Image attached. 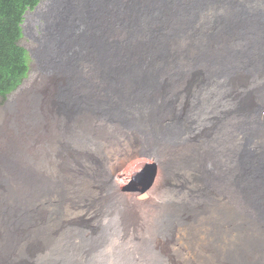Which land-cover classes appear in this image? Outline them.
<instances>
[{"label": "bare ground", "instance_id": "obj_1", "mask_svg": "<svg viewBox=\"0 0 264 264\" xmlns=\"http://www.w3.org/2000/svg\"><path fill=\"white\" fill-rule=\"evenodd\" d=\"M37 9L39 12H36V18L39 24L42 23L39 18L45 20L40 28L41 34L36 37V41L40 43L37 54L42 60L44 74H52L50 96L59 91V84L67 78L66 83H73L70 85L73 87L58 94L68 104H75L76 107L65 111L53 106L52 109H43L39 106L41 97L38 96L36 106L23 112L19 120L10 121L9 124L15 131L21 130L24 137V147H17L21 153L18 156L24 161V168L19 172L23 181L20 180L23 197L29 199L35 190L34 208H42L41 205L44 206L49 199L58 196L57 191L61 192L66 189L64 187H70L78 195L86 188V199L88 196L97 199L104 197L109 201L107 208L91 202L85 204L89 208L82 207L93 224L88 225L89 228L83 227L81 243L69 250L70 257L62 264H115L113 260H117V264H133L131 253L125 251L122 241L132 246L131 240L144 233L147 235L150 230L155 231V237L152 234L155 247L163 252V263L160 264H179L178 261L167 258L176 257L171 253L169 245L175 232V245L180 247L176 252L179 255L185 252L195 259V264H229V259L240 251L245 250L241 259H247L249 250L252 249H241L242 245H252L260 249L256 242L261 241L260 246L263 248V233L258 237L259 231L249 226L240 228L239 223L226 218L228 212L239 207L234 208L232 202L239 201L244 204L243 210H246L245 205L249 203L257 214L261 211L258 217L259 226L264 224V146L251 144L255 152L247 159L242 158V162H235L234 165L238 168L237 181H245L242 182L241 189H238L239 192L231 190L230 187L235 183L231 173L227 172L228 162L223 153L229 151L234 157H237L236 153L239 155V148L243 143L239 142L241 137L236 132H228L221 125L213 126L212 130L218 131L205 141V145L197 141V148H201L199 152H203L204 156L201 167L204 170L203 176L206 177L205 183L214 187L215 195H220L216 200H194L201 203L206 210L198 219L201 220H197L199 230L189 227L184 217L181 221L179 214L178 219L168 221L170 215L177 214L180 197L177 192L185 186L178 188L182 184V175L171 177L169 185L160 184L161 177H158L151 184H140L139 188L131 171L125 174L124 178L128 179L126 186H120L119 182L123 178L120 173L113 176L112 185L110 176L120 172L126 162L135 158L136 147L142 153L144 140L149 143L146 144L148 152L144 155L145 158L157 163L162 174L170 171L172 167L170 174L174 170L182 171V167H188V164L186 166L182 162L185 153L181 148L190 143L192 134L204 136L202 130L217 120L208 114V107L223 108L229 115L227 125L230 128L237 125L239 117L237 114L230 115L228 105L231 104L227 102L230 98L225 97L232 89L228 86L224 90L223 83L236 71L242 70L243 75L250 76L249 79L245 78L249 85L241 88L249 92L255 87H261V97L264 100V0H40L33 10L26 12L24 22L29 16L28 13ZM59 20H64V23L59 24ZM105 20H112L114 24L108 31L100 26ZM206 27L212 29L213 33L205 34L203 30ZM88 29L94 33L89 41ZM187 36L191 37L192 45L195 46L192 51L182 46V40L186 41ZM86 42L95 48H92V52L95 50L97 55H106L107 58L91 55V59L78 60V70L73 77L70 74L74 73H69L66 66L58 68L59 62L56 60H61L62 63L75 59L78 49H81L82 44H87ZM180 58L182 59L179 63ZM191 70H198L202 75L199 85L193 89L191 103L185 108L189 109L186 110L187 118L180 126H152L153 116L160 118L162 107L168 109L165 99L171 96L169 91L158 93V97L154 99L150 95L154 96L158 87L162 89L174 80H181ZM56 76L60 78L58 84L54 82ZM133 102L134 105H130ZM127 103H130L129 108H135L130 110L135 117L130 135L115 123L129 109ZM263 110L264 102H259L256 109L245 113L243 120L246 126H241V130L259 127ZM88 114L93 118V126L100 133V137H91L82 128V118ZM112 122L115 124L109 127ZM134 132L138 137L135 140L131 137ZM2 134L7 139L1 140L2 143L5 142L3 147L12 154L11 142L14 139L6 133ZM209 144L219 147L216 149ZM27 147L31 148L29 153ZM234 147H237L236 152ZM99 152H103L104 165L100 172V176L104 177L103 187H99L95 171L93 182L87 180L89 176H82L86 173L80 168L81 159L87 160L92 153ZM48 165L51 176L44 171ZM13 167L11 157L0 156V177ZM190 171L191 168H188L185 172L187 184H190ZM76 180L80 183L74 186L72 182ZM45 185L47 189L49 186V193L44 194L45 196L37 195L36 191ZM136 188L139 190L138 196L141 195L143 199H138L133 192H125ZM258 189H261V201L256 198ZM0 192L3 193H0V227L3 228L4 237L0 241V264L19 262L21 258L18 253L25 256L30 254L29 258L26 256L30 261L36 249L34 241L37 238L34 236L45 239L42 234H38L42 225H27L24 229L33 236H28L27 233L28 237L20 238L24 233L14 222L16 214L20 212L13 213L16 210L10 205L4 208L8 193L3 190L2 185ZM64 194L69 193L65 191ZM188 197L190 195L186 194V200L193 201ZM148 198L151 199L145 203L139 202ZM143 207L153 208L152 215L143 219L134 229L135 224L141 221L137 212ZM23 208L31 209L32 203ZM129 209L133 211L127 212ZM73 216L68 215V220H62V217L48 231L52 230L55 234L57 224L68 226L73 222ZM149 222H152V229L147 228ZM181 223L182 227L176 228ZM87 233L91 236L88 241H84ZM94 233L98 239L95 245L91 243ZM248 236L251 238L244 239ZM231 237L236 239L232 244ZM228 246L232 248L226 249ZM256 252L258 263L264 264V256L258 250Z\"/></svg>", "mask_w": 264, "mask_h": 264}, {"label": "rangeland", "instance_id": "obj_2", "mask_svg": "<svg viewBox=\"0 0 264 264\" xmlns=\"http://www.w3.org/2000/svg\"><path fill=\"white\" fill-rule=\"evenodd\" d=\"M44 7H45V4L42 5V8H44ZM36 12H39V10L37 9L34 12L28 13L29 16L27 15L28 16L27 20L24 22L25 34L21 39V44L23 46H25L29 51L31 50L30 52H31V56H32V58H31V60H32L31 65L32 66H31L30 72H29L28 76L25 78L22 85L15 92L11 93L7 98H3L2 96H0V137H1L0 138V156L1 157H11L13 159V164H14L13 169L7 171L3 177H0V185H2L3 190H5L8 193V201H7L4 208H6L8 205H10L11 208L16 210L13 213L18 212V211L20 212L19 214H16L17 216H15V221H14L17 226H20L18 229L22 230L23 231L22 233L25 234V235L23 234L22 236H20V238L33 236L31 233H29L28 231H26L24 229L27 225L30 227L42 225L40 232H38V234H40V235L42 234L41 236L45 237V239H44L41 237H37L38 235L34 236V238H37V239L34 241L35 245H36V249L34 251L35 252L34 256H32L33 258H31L30 261H28L30 254L26 255L28 257L27 258L25 255L18 253L21 260L15 264H58L59 262H61V264H62L64 262L68 261V258L70 257L68 255L69 250L71 248H73L74 246H78V244L81 243L80 237L83 233V231H82L83 227L89 228V226L91 224H93V222L90 221V217L88 216L86 211H84L82 209V207L83 208H89L85 204L88 205L91 202L92 204L96 203V204H98L104 208H107L109 201L107 198H104V197L97 199V198H89V196H88L86 199V188L82 189V191L78 195L72 189H70V187H68V188L64 187L66 189L65 190L62 189L61 192L57 191L56 193L58 194V196L49 199L50 200V201L48 200L49 203L46 202L44 204V206L41 205L42 208L40 206L38 208H34L35 190L33 191V194L29 199H25V197H23L22 186H21V182H20V180L22 181V179L20 177L19 172H20V169L24 168L23 167L24 161L18 156L21 153L19 152L17 147H24V137H23L21 130L15 131V129L9 124L10 121H12L14 119L19 120V118L26 112V110L30 109L33 106H36V98L38 96L41 97V101L39 103V106L42 107L43 109H45V108L52 109V106H53L55 109H60L61 111H65L69 108H75L76 107L75 104H68L58 94L61 91H66L67 89H71L73 87V86H70V85H73V83H68V84L66 83L67 78L64 79L65 83L62 82L61 83L62 85L59 84V86H58L59 91H55V93L52 94V96H50L49 92H52L51 87L53 85L52 84L53 79L51 78L52 74H44L45 71L42 69V60L40 59V56L37 54V49L40 47V43H38L36 41V37L38 38L39 35L41 34L40 28L42 25L45 24L44 23L45 20H42L39 18V21L42 22L40 25L38 22V19L36 18L37 17ZM58 23L63 24L64 20H59ZM112 25H114L112 20H105L102 22V24L100 26H103L104 31H106V30L108 31L109 27H111ZM88 30L89 31H87L88 32L87 34L89 35V39H88V41H89L90 39H92V36H94V33L92 32L91 29H88ZM203 32L207 35L210 34V32L213 33L212 29L207 28V27L203 30ZM42 36H43V34H42ZM186 39H187L186 41L182 40V46L184 47V49L192 51L193 47H195V46L192 45L193 42L191 41V37L187 36ZM242 40L243 39H241V41ZM92 48L93 47L89 43L82 44L81 49H78L79 51L77 50L78 52L75 54V57L77 59L76 58L71 59L69 61H65L62 63H61V60L60 61L56 60L59 62L57 64L59 67L58 66H56V67L62 68V67L66 66V68H68V70H69V73H74V74H70L73 77L76 74L75 71L77 72V70H78V63H79L78 60L91 59L92 58L91 55H93L94 57L104 56V58H107L106 55H102V56L97 55L95 53V50H94V52H92ZM93 49H95V48H93ZM180 56H182V52L180 53ZM73 57H74V54H73ZM181 59L182 58L179 59V63L181 62ZM75 60L78 62H75ZM104 63H105V61H104ZM109 69H113V68H109ZM243 72L244 71H242V70L236 71L235 74L230 76L231 78L229 77L230 79L228 78L227 80H225L223 82L225 85L224 90L229 88V87L232 89V92L230 91V93L226 94L225 97H227L228 99L229 98L232 99V100L229 99L227 101V102H230V104H231V105H228V108L231 112L230 115L237 114V116L239 117V121H238L237 125L234 128H230L227 125L229 115L223 111V108L214 109L215 106L208 107L207 108L208 114L213 115L214 119H217V120L214 121L213 123L209 124L207 127H205L202 130V133L204 134V136H198L197 133L192 134L190 136V143H187L186 147L181 148L182 152L185 153V155L182 159V162H185L184 165L187 166V164H188L190 167L189 166L188 167H182V171L177 169V171L174 170L173 173L170 174V172L173 168L172 167L170 171H165V173L162 174V172L159 170V166L157 165V163H155L154 161H153L154 163L150 162V160L145 158L144 155L148 152V147L146 144H149V143L145 142V140H144V142L142 143V153H141V150L137 149V147H136L137 150L134 149L135 158L126 162L123 165L120 172L115 173V174L110 176L111 185L113 184L112 183L113 176L120 173L121 177H123L121 179V182H119L120 186H126L125 183H127L128 179L124 178V177H126L125 174H127L130 171L133 172V175H135L134 177H136L134 182L136 184H139V185H137V188L141 187L140 184H144V183L151 184L153 181L158 179V177H161L160 184L165 183V184L169 185L170 181H172V178H176L177 175H182V184H180L178 186V188H181L182 185H185V186L183 187V189H181L180 192L176 191L180 195L179 201L177 202V210H176L177 214L174 213V215H170V217H168V221L170 222L171 220L178 219L177 216L179 214L181 217V218L179 217L181 219V221H182V218L184 217L186 222L189 223V227L199 230V224H198L199 222L198 221H200L201 219L200 220H198V219L201 217L202 213L205 212L206 210L202 206L201 203L195 202L194 200H197V199H204L206 201L207 200H216L217 197H220V195L219 196L215 195L213 192L214 187L212 185H208L207 183H205L206 177L203 176L204 170H203V167H201V163L203 164L202 160L204 159V156H203V152H199V151H201V148H197V145H198L197 141H200L201 144L205 145V143H206L205 141H208L209 138L216 131H218V130H212L213 126L220 127V125L222 127L226 128L228 132H231V133L236 132V134L241 137L239 142L243 143V146H241L239 148V155L236 153L237 157H234V155L231 154L229 151H226L223 153L224 158L228 162L227 172L231 173L232 180L235 183V185H232V187H230V188H231V190H236L237 192H239L238 189H241V184L245 180L240 179L237 181L238 168L235 167V165H234L235 162H238L240 160L242 162V158L247 159V157H249L250 154L255 152V149L253 150V148L251 147V144L258 143L259 145L264 146V110L262 111L263 114L261 115V121H260L261 125L259 127H248V129L246 131H242L240 128L241 126H246L244 123L245 120H243V115H245V113H248L251 109H256L257 104L259 102H264V100L261 97V92H262L261 87H259V86L255 87L254 88L255 90L251 89L249 92H247V90H244L241 88L243 85H245V86L249 85L248 81L245 78H248V79L250 78V76H247L246 74L243 75ZM201 75L202 74L199 73L198 70H191L189 73H187V75L182 76L181 80H179V81L174 80L172 83L165 85L162 89H161V87H158L156 89L157 92L155 93V95L154 96L150 95V98L154 99L155 97H158L159 94H162L164 91H169V94L171 96L169 99H167V98L165 99V103H166L168 109L165 108L164 106L162 107V110L160 111V118L153 116L152 126L155 125L158 127H164L168 124H172L173 126H180V123L181 122L183 123V121L188 116L186 110H189V109L185 110V108L187 107L188 104L191 103L190 102L191 98L194 96V90L193 89H195L197 84L199 85L198 81H201V78H200ZM240 75H242L243 77ZM59 81H60V78L58 76H56V79L54 82L58 84ZM184 82H186L185 85H184ZM225 97H224V99H225ZM101 99L103 101V98H101ZM129 104L130 103H127V107L129 106ZM130 105H134V102H133V104L131 103ZM160 105H161V103H160ZM132 109H135V108H129L128 110L126 109L125 110L126 112L124 113V115H122V117H119L117 119V122H115L120 127L122 126L121 129L124 130L125 133H129V135L131 134L130 130H131V128L133 126V122L135 120L133 113H131ZM85 114H87V113H85ZM85 114H83V116ZM92 119L93 118L89 114H88V116L83 117L82 118V121H83L82 122V128L84 130H87L88 134L91 137H94V138L100 137V133L93 126L94 122ZM86 123H88V126H85ZM115 123L112 122L109 127L113 126ZM89 126L92 128L89 129ZM109 130H111V129L109 128ZM2 133H6L10 138L14 139V142H11L12 154L8 153L3 147V144L5 142L2 143L1 140L6 139V137ZM122 134H124V133H122ZM15 137H18V138H15ZM131 137L134 140L136 138H138L137 135L135 134V132L132 133ZM212 145L215 146L216 149H218V147H219L218 145H215V144H212ZM212 145L209 144L210 147ZM236 149H237V147H234L235 152H236ZM30 150H31V148H28L27 153H29ZM102 155H103V152L92 153L91 156L87 160H85V159L80 160V168H83L82 170L85 171V173H86L85 175L82 174V176L87 175V176H89L87 180L94 182L93 179H94V171H95V174L98 176L97 179H98L99 187H103L102 180L104 179V177L100 176V172H101L103 165H104ZM141 156H143V157H141ZM141 158H143V159H141ZM146 160H148V161H146ZM89 167L93 168V169H89ZM188 168H191L190 172H192L190 174L191 175V178L189 180L190 184H187L186 180H185V178H186L185 172ZM192 168H194L195 170L193 171ZM38 171H40V170H38ZM44 171H46L50 176L52 175L49 165L46 168H44ZM180 172H182V174H180ZM178 180H179V178H178ZM78 183H80V181L76 180V181L72 182V184L74 186H76ZM237 185H238V187H237ZM137 188L135 190H132V191L128 190L125 192H127V193L133 192V193H135V195H137L138 199L139 198L143 199L141 195L138 196L139 194H137V193L139 192V190H137ZM65 191L68 192L69 194L68 195L64 194ZM0 193L3 194L2 192H0ZM48 193H49V186L47 189V185L41 187L40 189H38L36 191V194L39 196H45L44 194H48ZM59 194H61V195H59ZM186 194L190 195V197H188V198L193 199V201L186 200V198H185ZM260 195H261V189H258V193H257L256 198L259 201H261ZM5 197L7 198L6 194H5ZM58 198H60L61 200ZM182 198H184V201L182 200ZM54 199H55V201H54ZM65 199H67V200H65ZM150 199L151 198L144 199L142 201L139 200V202L145 203L146 201H149ZM22 201H23V205L21 206ZM29 203H32L31 209L23 208L25 205H27ZM50 205H52V206H50ZM232 205L234 208H236L237 206H239V207H237L235 210H232L231 212H228L227 213L228 217L226 216V218L230 219L231 221L239 223L240 228H244L245 226H249V227L253 228V230L255 229V231L256 230L259 231L261 234L258 233L259 234V235L257 234L258 237L261 236L262 233L264 234V224L259 226L260 222L258 220V217L261 214V211L257 214L255 212V210L252 209V207L250 206L249 203L245 205L246 210L242 209L244 204H241L239 201L232 202ZM63 210H64V213H63ZM131 210L132 209H129V210H127V212H130ZM152 210H153V208H145L144 209V207H143L141 210H139L137 212V214L140 216L141 221L139 222L137 220L138 222L135 224L134 229L137 225H139V223H141L143 221V219H146L150 215H152ZM91 211H92V209H91ZM25 213H26V215H25ZM68 215H69V217H72L74 215L73 216L74 220L72 223H70L68 226L67 225L62 226V224L56 223L58 225L57 229H55L56 233L54 234V232H52V230H50V232L48 231L49 228H52L51 225H53L55 222H59V220L62 217H63L62 220H64V219L68 220L67 219ZM95 220H93V221H95ZM54 227H55V225H54ZM178 227H182V223L176 226V228H178ZM147 228L152 229V222H149V225L147 226ZM176 228H175V230H176ZM127 232H128V229H127ZM27 233H28V236H27ZM153 233H154V237H155V231L154 230H150L147 233V235H146V233H144L140 237H138L139 236L138 235L136 239L131 240L132 246H128L129 244H125L122 241V243L126 247L125 251L128 252L129 254L131 253L130 258L132 259L133 264H160V263H163V261L161 260L163 252H161L160 249L155 247V245L152 241V234ZM138 234H139V232H138ZM90 236H91V234L87 233L86 234L87 239H85L84 241H88ZM95 237H96V233H94L92 238H91V240L93 241L91 243L93 245L97 244L96 242L98 239H96ZM175 237H176V232H175L173 241L170 242L169 245L171 247V253H173L174 256L176 255V257H174V258L173 257H170V258L167 257V258L170 260H175L176 262L178 261L179 264H195V259H193L191 256H188L185 252L182 253V255H179L176 252L178 250V248H180V247L175 245L176 244ZM250 238L251 237L248 236V237H245L244 239H250ZM1 239L2 240L4 239L2 227H0V241H2ZM77 239H79V240H77ZM260 239H262V238H260ZM233 240L236 241V239L232 238L231 244L234 243ZM189 241H190V239H189ZM259 242H256V244H259L258 247H260V249H257L256 246L252 247V245L245 246V247H244V245H242L241 247H240V245H238L237 247H240L241 249L242 248L248 249V247H250V249H252L253 251L248 249L249 250V254H248L249 256H247V259L244 258L243 260L241 259V255L243 254V252L245 250L243 252L240 251L239 254H234L229 259V262H230L229 264H240V263L243 264L244 262H245L244 264L258 263L259 258L257 257L258 253L256 252V250H258L264 256V251H263L264 247L262 248V246H260L261 241H259ZM39 245H41V246H39ZM54 245H56V246H54ZM151 245H153V246H151ZM230 246H228L226 249L232 248ZM129 247H131L133 250L130 249ZM153 247H154V249H153ZM51 249H53V250H51ZM158 253H159V255H157ZM251 256H252V258H251ZM116 261L117 260H113L112 262L113 263L115 262V264H117ZM164 263H167V262H164ZM76 264H78V263L76 262Z\"/></svg>", "mask_w": 264, "mask_h": 264}, {"label": "trees", "instance_id": "obj_3", "mask_svg": "<svg viewBox=\"0 0 264 264\" xmlns=\"http://www.w3.org/2000/svg\"><path fill=\"white\" fill-rule=\"evenodd\" d=\"M40 0H0V96L7 98L28 76L29 50L21 44L23 22L28 10Z\"/></svg>", "mask_w": 264, "mask_h": 264}, {"label": "clouds", "instance_id": "obj_4", "mask_svg": "<svg viewBox=\"0 0 264 264\" xmlns=\"http://www.w3.org/2000/svg\"><path fill=\"white\" fill-rule=\"evenodd\" d=\"M31 64H32V60H31ZM31 66H32V65H31ZM30 69H31V68H30ZM29 72H30V71H29ZM24 80H25V79H24ZM23 82H24V81H23ZM23 82H22V83H23ZM21 85H22V84H21ZM21 85H20V86H21ZM20 86H19V87H20Z\"/></svg>", "mask_w": 264, "mask_h": 264}]
</instances>
